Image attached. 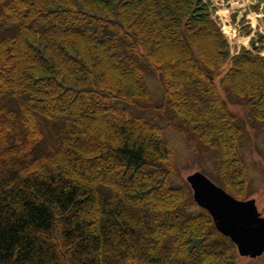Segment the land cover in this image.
Segmentation results:
<instances>
[{
    "label": "trees",
    "instance_id": "trees-1",
    "mask_svg": "<svg viewBox=\"0 0 264 264\" xmlns=\"http://www.w3.org/2000/svg\"><path fill=\"white\" fill-rule=\"evenodd\" d=\"M253 45L230 54L205 0H0V264H237L187 182L165 181L144 73L157 114L245 199L243 126L214 75L229 62L222 91L264 130Z\"/></svg>",
    "mask_w": 264,
    "mask_h": 264
},
{
    "label": "rangeland",
    "instance_id": "rangeland-1",
    "mask_svg": "<svg viewBox=\"0 0 264 264\" xmlns=\"http://www.w3.org/2000/svg\"><path fill=\"white\" fill-rule=\"evenodd\" d=\"M210 1L214 6L212 9L215 10L214 14L224 19L225 29L223 25L221 28L231 44V46L228 44L229 51L234 53L236 50L239 51L241 47L251 50L253 40V46L261 49L258 52L260 55H264V22L261 20L260 13L256 15L250 13L254 10L253 5L249 3L245 5L246 0ZM209 7L211 6L209 5ZM212 10L211 14L213 15ZM228 66L229 62L225 63L214 75V80L221 96L228 107L235 112L238 122L243 126V132L239 140V153L246 164V171H244L247 175L245 199H254L257 211L264 216V130L256 123L252 128L254 121L249 114L245 100H239L235 96L222 91L219 79ZM144 79L149 89L152 106L144 109L142 114L146 119L154 121L162 127V138L171 149L172 174L165 179L166 183L170 185L185 184L186 176L195 171L205 173L210 179L214 180L217 175L216 154L214 152L204 155L195 154L193 148L171 126L167 125L164 115L169 109L163 107L161 112L164 115H158L157 109L153 107L160 105L162 101L161 88L156 74L151 70H147L144 73ZM260 98H264V94ZM130 110L139 111L136 107H131ZM95 147L101 148V143H95ZM72 167H74V163H72ZM235 261L237 264H264V252L256 258H249L237 253Z\"/></svg>",
    "mask_w": 264,
    "mask_h": 264
},
{
    "label": "water",
    "instance_id": "water-1",
    "mask_svg": "<svg viewBox=\"0 0 264 264\" xmlns=\"http://www.w3.org/2000/svg\"><path fill=\"white\" fill-rule=\"evenodd\" d=\"M195 203L206 209L216 229L235 244L239 255L256 257L264 251V217L254 199L239 200L200 171L186 176Z\"/></svg>",
    "mask_w": 264,
    "mask_h": 264
}]
</instances>
